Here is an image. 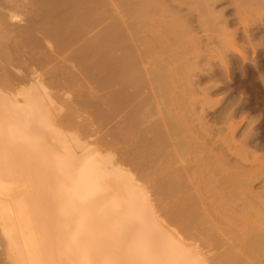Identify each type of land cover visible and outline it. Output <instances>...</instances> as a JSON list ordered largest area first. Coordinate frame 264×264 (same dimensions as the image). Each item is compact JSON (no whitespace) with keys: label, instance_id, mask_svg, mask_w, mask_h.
<instances>
[{"label":"bare ground","instance_id":"1","mask_svg":"<svg viewBox=\"0 0 264 264\" xmlns=\"http://www.w3.org/2000/svg\"><path fill=\"white\" fill-rule=\"evenodd\" d=\"M72 1L58 0L57 2L54 0L55 4H52L53 2L52 0H49L48 3H45V1H43V3H40L41 2L40 0H0V237L3 242L2 252H1L2 255L0 254V262H1L0 264H264V209L263 208L261 209V206L264 207V200H263L264 194L261 193L264 192V190L261 189L262 191H260V188L257 190L254 189L255 191L259 190V193L257 192L258 195H256L257 193L255 191H254L255 193L251 194L253 192L252 190L253 188L251 189L253 184L251 183H254L256 179H258L257 178L258 175H256L260 171L258 169L262 170L264 168V164H263L264 159L259 157L261 155L259 156L255 155L256 157L255 156L253 157L252 155L251 157H253V159L250 157V159H252L253 161L254 160L257 161L259 158L260 161L262 160L260 163L259 160L257 161L261 165V168H257V166H255L254 168L255 176H257L256 178L254 177V173L253 176H251L252 173L250 171H252V169L248 170L252 168L251 166L253 165L250 164L249 162L251 166H248V168L247 166H244L245 165L244 162L246 161H247V165H249L248 161H251L253 163V161L250 160L249 157L245 156L246 159L245 158L241 159L244 165L240 161L241 162L240 166L236 168V170L239 168L242 170L244 167L242 171L240 172L238 171V173L241 174V177L243 174H247L246 172L248 173L250 172L251 175L249 174V176L251 177H249L248 174L246 176L248 179L250 178L252 179V177H254L255 180L253 179L250 183L252 186H250L249 183L248 184L250 187H248V184L246 185V183L244 182L246 176H244L243 177L244 179L240 178L242 182L245 183V187H243L244 184L241 183V180L240 181L237 180L239 176L237 175L234 176L233 172H230L236 178L232 177V180H229L228 178L230 183L228 184V180H227V184H228L227 187H230V190L227 187L226 188L222 187L223 192L226 191L224 192L225 196L222 199L219 197L216 199L217 195L213 196L215 190L213 191V193H209L211 194V196H213L211 198L214 201L215 199L216 201L221 200L222 203L220 204L223 203L225 204L226 207L225 211H223L220 208L223 212L219 213V216L222 218V221L218 222L219 219L216 218V216L218 215L217 212L215 213L217 215L212 216L213 217L212 218L211 217L212 209H210L209 210L211 212V214L209 212L210 216L205 215L206 219H204V220H208V224L206 222L207 225H209V221H210V225L209 227H205L204 226L205 222L202 221L203 219L201 220L202 222L197 221L199 217L200 218L205 217L204 215L202 217L198 216L201 214L200 212L198 213V210L202 206L203 208L205 207L204 206L205 204L203 203L205 201H202V204L204 205H201L200 203L201 201L200 199L202 198L201 197L202 193L200 195V199H199L200 201L197 200L199 202L196 203V206L193 201L194 199L192 200L191 197L188 198L189 196L188 197L184 196L186 192H189L187 190L193 189L194 191V188L197 187L194 186L192 187L191 184L189 186L188 185L189 183H185L187 180L185 178L186 176H183L186 175L183 174L185 172L184 169L183 172L180 168H176L175 164H170V163L171 162L173 163V160L175 161L176 157L177 158L179 157V159L181 158V160L184 159L183 157L184 154L181 151H179L180 153L178 151L177 152L179 154L182 153L183 156H181L182 154L179 155L178 153H176L177 149L176 150L173 149L177 156L175 157V159L174 158L172 159V156L175 153L172 152L171 147L173 146L174 148L176 147L174 145L176 144L179 145L181 142H183V140L184 141L186 140L185 138H183L182 141L178 140L179 138H181L180 136H178L179 132L176 135L179 138L173 136V134L170 131V128H167L165 126L163 118H162L163 123L162 122L160 123L164 125L165 127L164 130L168 131V134L167 132H165L166 135L164 137L167 138V140H169L170 136L172 135V138L173 139L177 138V140H172V141L169 140V141L170 142L178 141L179 144L178 143L175 144V142L169 144V141L168 143H166L165 140L164 141L162 140L164 138L163 136H161V134H163L161 133L162 132L161 128H159L160 130L158 128H154L155 125L159 122V121L156 122L158 119L154 118V116H156V114L159 113L156 111H158L159 109L160 110L164 109L170 103L172 104V101L168 102L170 101V99L167 97V95L169 91L168 88H170V86L172 85L173 82L171 81L174 80V77L173 79L171 78L173 75L172 73L169 72V70L172 72L170 65H168L167 69L164 70V67L161 66V63L156 64L163 60V58L159 57V54H163L166 48L163 45L162 47L161 44L156 45L159 46L160 48L156 47L155 45H152L151 43L148 44L149 41L146 42V39H144V37L139 36V38H137L140 31L143 29V27H145V24L147 26V23H150L151 18H153L152 12H150L151 13L150 14L147 13L148 10L145 11L147 8L144 9L143 7L142 10L144 12L143 11L142 12L145 14V16H143L145 20L148 19L147 17L149 16V14L150 16L152 15V17L148 19L149 22H146L144 19H140V17L142 18V16L137 12L135 13L137 15H140L137 16L139 17L137 18L138 19L137 21L138 23L141 22L142 24L144 23L143 27H140L141 24L136 23L137 21L134 20L135 17L134 18L132 17L134 15L133 14L131 15V17H129L130 19L127 18L126 19H127V23L131 24L132 21L131 19L133 18L135 24L132 23L129 26V24L126 23L129 26V28H125V23L122 22H126V20L125 21H121V20L125 14L130 12L128 8L129 6L127 7L129 11L124 13V15L121 17V20L120 18H118V16L117 17L113 16L115 20L119 19L120 21L119 20L117 21H119V23H122V26H124L122 27L123 29L120 30L121 27H118V23L114 21L113 24L115 23L117 24L115 25L112 24L113 26L110 25L113 22L112 17H111L112 20L110 19L111 23H109L108 19L110 18V16H108L105 13L103 14L102 13L103 11L97 7L98 10L100 9L101 15L104 16L103 19L106 18L105 16H107L106 21L108 22V25L111 26V28L113 27L112 28L113 31L110 30L111 29L109 28L110 26L108 27L109 29L107 30L106 29L107 27L104 26H108V25L107 24L105 25V23L102 26L107 30V33H109V30L112 31L111 35L113 36V38L114 39L118 38L115 41L117 42L119 41L117 45L116 44L114 45L113 44L114 41L111 39L112 38L111 37L110 39L113 41V43L109 44L111 43V41H108V44L110 45V49H109V45L105 43L106 41L105 42L103 41L107 45V46L105 45L106 46L105 48L107 49L106 51H104L105 49L103 48L100 49L101 53L98 54L100 55L99 57H101L99 58L101 59L100 61H102V59L103 61H108V64H105L106 67L105 71L110 69L109 62L111 61L109 60H112V55L110 53L113 54L115 52L113 54V56H115L119 51V54H117L118 56L116 55V58L113 57L114 61L113 60L112 61L114 63H111L113 65L112 67L116 66L115 70L111 69L112 74H114L111 75L113 77V80L112 77H109L110 80L107 78L111 74L110 70H109L110 73L105 72L106 74H108V76H105L101 72L103 75H101L100 79H102L103 76V80L104 79L107 80V81L102 80L101 82H103V84L108 81H112L115 83V84L112 83L113 85L118 86V89L117 90L115 89L116 92H118V94L120 93L125 95L123 96V99L120 102H118L116 105L121 103L120 105L122 107L119 106V108H121V110L123 109L125 110L127 108V111L126 110L125 111L130 112V113L128 112L127 114L125 113L124 116L122 115L124 117L122 119L121 116L122 120L119 117L118 119H120V122L116 118L119 123L117 124V122L115 121V124L117 125L115 127L116 129L114 130V132L113 131L110 132V133L113 132V136L109 134L107 137L108 141L106 139V141L104 140L105 142L87 141L86 139H82L79 136L69 132L70 128L73 125L71 124L73 123L71 122V120L70 121L66 120L63 122H58L56 120L54 113L55 107L53 106V102L50 96L48 94H45L44 96L40 94V92L37 90L39 79L37 78L36 70L33 67V56L35 54V49L37 47V41L35 38L37 37L36 30L38 31L39 29L38 31L39 33L40 31H42V29L40 30V28H35V27L37 26L38 23L40 25L41 23L43 24L45 23L46 26H44L43 29H45V27L47 28L48 25H50L51 27L55 26V24L59 21H61V24H63V21H65L67 17L66 13L64 12H61L59 14L64 13V15L66 16V17L64 16L65 19L60 20L59 18L61 16L58 17L59 15L57 14L55 15V17L57 16L58 19L57 20L55 19L56 23L53 21L54 24H51L52 21L48 19L49 17H51L52 19L54 14L53 16L51 14V16L47 18L50 24H48L49 23L48 20L46 21L47 23L42 21H45L46 20L45 16L46 15L48 16L49 14V13L47 14L46 12L47 10L48 11L52 10L51 12L53 13L56 11L59 12V10L54 11L53 9H57L60 7L63 8L62 6L59 5L63 4L64 6V4H68V2L77 3L76 0H72ZM78 1L82 3L81 0ZM91 1L98 3L97 0H87L88 2L87 4L91 3ZM133 1L135 2L136 0ZM140 1H142L141 3L142 5L145 4L144 2H147L144 0H139L137 1L136 4H139L138 2ZM149 1L148 3H150ZM204 1L207 4L208 8L207 6L203 7L204 3H201L203 4L202 7L204 9L202 8L200 9L202 11L208 12L211 10L209 7L210 5L208 4H212L211 6H213L216 0H204ZM244 1H245V5L242 6L241 8L247 7L246 3L248 2L246 1L248 0H244ZM249 1H250V3H248L250 5V7L248 5L249 8L255 6V4L252 3H256V5H259L257 4L258 1L253 2L256 0H249ZM261 1L262 0H260V2ZM179 2L180 3L183 2L184 4L185 2L187 3V0L178 1V3ZM102 3L103 5H105V2L100 1L98 3V6L101 5L103 7ZM148 3H146L144 6H146ZM174 3H177V0ZM191 3L192 2L190 1V4ZM20 4L21 6L24 5L23 7L27 9V10L24 9L27 12H25L24 10L21 11L23 12V14L24 13L27 14L26 19L25 17H23L25 20L21 18V16H23L22 13H19L20 10H22L21 6H20L21 9L18 11V9L20 8L19 7ZM71 4H69L70 10L69 7L67 11L63 9L62 10L68 12V14L69 11L73 13L72 10L75 11V9H73V6L72 7L70 6ZM85 4L83 5L85 6ZM87 4L85 8L86 7L88 9L91 8L88 7ZM92 4L93 3H91V5L89 4V6H92ZM262 4L264 5L263 2ZM78 5L79 4L77 3L75 7L76 6L78 7ZM94 5L92 7H94ZM173 5L175 6L177 4H173ZM173 5L171 4V7ZM241 5L242 4H240V6ZM84 6L81 5L79 6L83 10L81 11L80 8L81 12L80 11L78 12L79 15L80 13L84 14V12L88 10L86 8L87 10L84 11L85 9L83 8ZM237 6L238 8H240L239 5ZM36 7L40 9V13L42 12V10L45 11V14L43 11V15L42 14H40L41 16L39 15L40 16L39 18L41 20L43 18L42 16H44V20H42L41 23L39 22L40 20L39 18L38 21L36 20L37 22H35L33 18V14L35 12L36 14L37 12L39 13V11H35ZM133 7L136 8L137 6L134 5L132 6V8ZM173 7L171 9L170 7L167 9L173 10V12L176 14L178 12L181 13L183 11V8H181L180 11L179 10L180 8H178V6H177L178 10L176 6H175L176 9H173ZM38 8L36 10H39ZM64 8H67V5L64 6ZM78 9L79 8L76 9V12L78 11ZM187 9L190 12H192L193 10L191 8H187ZM98 10L96 11L100 13V11ZM140 10L141 9H139V11ZM188 10L186 12L187 14H185L186 18L183 19L186 21V23L187 20L188 21L190 20L187 19V15L189 12ZM90 11L94 14L88 12L89 15L90 14L93 15L94 18L100 19V17H102L100 14L99 16L97 15L98 13L94 10V8H92V10L90 9ZM132 11L133 9L131 10V12ZM214 11L215 10H213V12ZM210 12L211 13L209 14L207 13L205 14L211 17L212 22L213 20L214 22L216 20L217 21L220 20L219 16L221 18L222 15L218 14L217 15L218 18L214 19L215 12L212 13V10ZM70 14L68 16H70ZM243 14L245 15L244 12ZM87 15H88L87 13L86 15L85 14L80 15V17L84 22L86 20V23L81 21V19L79 18L77 21L75 19L76 16L74 17V15L73 17L75 20H73V22L71 21V18L69 19V17L67 18V21H71L72 24L76 23L73 26L74 27L77 26L76 29L79 28L80 31L81 29L80 27L82 25L91 24V20L93 17L90 15L92 17L91 18L88 15L87 18L86 17ZM146 15L148 16L146 17ZM241 15L242 13L240 14L239 17H241ZM83 17H86V19L84 20ZM89 18H91L90 23L89 22L87 23ZM128 20L131 21L129 22ZM80 21L83 24L81 23L78 24ZM94 21L96 22L97 20L95 19ZM175 21L178 20L175 19ZM100 22L98 21L96 23H100ZM102 22L100 24H102ZM35 23H37L36 26ZM69 23L66 24L65 22L64 24H66V27L67 25H71L70 27L71 29H73L74 27L72 28V24ZM175 23L177 25L179 24V21L173 22L172 24V26L174 25L173 27L176 26ZM92 24L95 25L94 22H92ZM180 24L182 25L183 23ZM180 24L177 25V27L175 28L180 27L181 26ZM57 25L59 26L60 23L59 24L57 23ZM78 25L80 26L78 27ZM94 25L93 27H91L92 30L94 28ZM190 25L189 26L186 25V26L190 27ZM58 26L57 27L55 26V28L58 29L63 25L59 27ZM89 26L87 25L85 28L86 30L88 29V31L91 30V29L89 30ZM115 26H117L119 29ZM95 27H97V25ZM138 27H140L139 28L140 31H138ZM149 27L151 26H148L147 28ZM62 28H59L60 31ZM223 28L225 27L224 26L218 27V29L220 30H222ZM48 29L49 26L47 29H45L46 31L45 30L42 31L41 35L43 37H40L43 38L42 41L45 42V46L42 49V51H43V55L47 59L51 55V51H52V45L49 42L50 41L49 39L50 37H52V35H54V32H56L57 30L55 29L53 31L50 30L47 31ZM59 29L57 30L56 36L60 34ZM65 29L62 30L63 36L67 35L68 33L67 37L72 38L73 36L72 34H75L74 35L75 37L73 36V38L74 40L75 39L78 40V43L77 41L75 42L73 40L74 43L79 44V40L81 39L80 41H83V43L81 42L80 43L81 46L84 47V49L90 48V46L92 48L93 47L92 43L97 41L95 39L94 42H89L94 40L95 37L97 38L96 35L97 32H95L96 28L94 29V33L91 30L93 33L91 35H96V36L91 38V40L89 41H87L88 40L87 38H84V36L86 37L88 32L86 34L84 28H83L84 29L83 32L80 31L82 32L81 34H86L82 36L87 43L88 42L91 43L89 47L88 45L84 44V40L80 38L82 37L81 34H79L80 36L78 37L76 35V31L72 32L69 30L67 31H69L70 33L67 31L65 33ZM105 29L103 31H105ZM134 29H135V33H134ZM99 30L101 31L100 32L98 30L96 31H98V33L100 34L102 32L101 26L99 27ZM123 30L126 31L128 37L126 36ZM103 33H106V31ZM135 34L136 35L138 34L137 37ZM225 34L230 35L228 31ZM104 35L105 36L103 35L101 36L107 37V34ZM132 36L133 38L135 37L136 40L134 38L133 41ZM245 36H248L247 33L245 34ZM55 37L54 38L52 37L51 39H54L58 43V40H56L58 38ZM77 37L79 39H77ZM99 37H98V41H99ZM103 37H101L102 40H105V38ZM61 38L62 36L59 38V41H61ZM248 38L249 37H246V39ZM69 39L65 38V41L62 40V43L60 42V44H63V42L67 43ZM128 40L133 41L134 46L139 45L140 47L146 49L145 50L146 52L151 50L154 51L155 48H159L158 50L155 49L156 55L158 57L156 55L154 56L155 58L157 57L156 59L159 60H154V57L152 58L150 56L151 53L155 54V52L153 51L151 53L148 52L149 57L147 58L148 56L147 53L144 52V49L139 48V46L138 47L136 46L137 49L139 48L138 53L137 50L136 52H133L134 49L130 47L132 44L129 43ZM70 41L68 43H70ZM135 41H137L138 44L135 43ZM225 41L230 42L228 39ZM99 42H98L99 45L97 44V42H95L96 47L103 46L102 44L104 43H102L101 41ZM126 43L127 46H125ZM146 43L148 45H151L152 47H149ZM60 44H58V47L60 46ZM70 44H67V46H69ZM83 44L86 45V47ZM128 44L130 46H128ZM79 45H77V47H79ZM64 46L65 44L59 47L62 53L66 51V50H62L63 49L62 47ZM81 46L79 50L78 48L77 50H75L76 54H74V57L76 56L80 57L81 53H82L81 58L83 57V52L80 51L84 49H82ZM111 46L115 48L114 52H112L113 50H111L112 49ZM147 47L154 49H148ZM23 48H25L24 54L27 55L26 66L22 69L15 68L14 71L10 70L9 66H11L13 59L19 54V51ZM96 50H99V48L94 49L93 51L94 53L92 54L95 55V53H97ZM109 50H111L110 53L108 52ZM159 50L163 52L160 53ZM21 52L23 51L21 50ZM102 52L104 56L105 54L107 55V59L111 55L110 57L111 59L109 60H107L106 58L104 59V56L103 55L101 56ZM106 52L110 54L109 57ZM73 53L75 52L73 51ZM73 53L71 54L73 55ZM78 53L79 55H77ZM87 53L85 54L84 52L85 54L84 57L88 55ZM135 53L138 55V57H135L134 55ZM97 55H95V57H98ZM89 56L92 57L90 54L87 57L89 58ZM87 57L84 58L86 59V61H87ZM95 57L94 60H96ZM68 58H72V56L69 57L68 55ZM68 58L65 59V62L68 61ZM149 58L151 59L148 60ZM73 59H70L71 61L69 60L70 64L71 62L72 64L73 62H76V59H74V61ZM97 60L95 61V63L97 62L98 64L99 61ZM167 60H169L167 62L170 64L171 59L168 58ZM163 61L162 63L164 64ZM77 62L79 63L78 60ZM153 62L154 64H156L155 66ZM78 63L77 64L74 63L73 65L71 64V66L78 65ZM91 63L94 64V61L92 60ZM97 64L94 65L96 66ZM150 64L151 65L153 64L152 68L155 67L154 69H157L160 66H161L160 68H163V70H161L160 68L157 69L159 71L155 70L157 73L160 72L159 73L160 75H157L156 72L154 73L153 71L154 69H152L151 66H149ZM99 65L104 66V62L102 64L100 63ZM100 66L97 65V68H101ZM91 68L92 67H90L89 70L93 69ZM95 69L96 67L93 70ZM150 69H152V71H150ZM96 71L99 73L97 69ZM162 71H164L167 75L163 77L164 79H166V81L168 76L172 75L169 77L171 80L170 81L171 83L170 82L169 83L171 85L168 83L169 80L167 81V84L169 85L167 84L165 85V83H162L165 81L164 79L162 81L158 80V79H162L159 78V76H164L163 75L164 73ZM148 72H150L151 75L153 72L155 77H157L156 79L154 75L152 76L154 79H156L155 83L158 82H160L159 84L162 83L160 85V89L158 88L160 91H163L165 88L168 89V90L166 89L167 95L166 94H165L166 96L163 95L165 100L163 99V97L161 98L162 95L160 93L162 92H159V90H157L158 95H155L156 91L155 92L153 91L155 90V87L154 88L150 87L153 84V82L151 83L149 81L151 80V78L148 80L149 78ZM168 72L169 74H167ZM85 73L86 72L82 74ZM173 73L176 74L175 72ZM104 76L106 78H104ZM76 77H74V79ZM77 79L78 77L75 80L77 81ZM148 81L150 83H148ZM107 84L109 85L110 83ZM112 84L110 85L112 86ZM148 84H150L149 88H151V90L150 89L149 90L152 92V96H153V97L151 96L152 100H150L151 101L150 107L153 106L152 109H154L155 104L152 101L154 98L156 99V97L159 96V94H160L159 96L160 98L158 97L159 100L163 99V101H160L161 102L160 105L158 98L156 99V102L158 101V103L156 104V109H155L156 111L152 110L150 107L148 111L146 110L147 107L146 105H149L150 103L149 98L151 95V93L147 91ZM103 86L106 87V85ZM161 86H163L164 88L163 90L161 89ZM127 90H129L130 92L132 91V94H128L130 92L127 93L126 92ZM162 94H164V92ZM134 95L140 98H137V100L132 99ZM136 96H134L133 98H135ZM165 97L167 98L168 101H166ZM132 100L134 101L136 100L137 103L136 102L133 103ZM124 101L125 103L132 102L131 103L132 105L130 104L132 107L135 106V104L136 106L132 108L129 105V103L128 104L126 103L128 106H130L129 108L126 106V104L124 105L122 103ZM164 101L167 104L164 103ZM163 104L166 106L165 107L162 106ZM171 104L169 105V107L171 106ZM161 106L163 108H161ZM117 109H115V111ZM150 109L152 110V113ZM144 110H146L148 113L150 111L151 115L154 114L155 112L156 114L153 115V117L151 116L152 117L151 118L148 116L147 112H144ZM134 112L136 114H134ZM119 113L120 110H118V112L116 111L115 115L118 117L119 115H121ZM157 117L160 118L159 115H157ZM149 118L152 119V120L150 119L151 123L148 120ZM145 119H147V123H145ZM153 122H156V124L152 125ZM169 122L170 123L172 122L171 126L173 124L177 126V127H175L174 125H173L174 127L172 126L173 130L172 129L171 130L173 131L174 134L177 133L175 130L178 129L180 131L181 125L179 122H178L179 124L177 123L178 124L177 125L176 121H174L171 118ZM169 122L168 121L166 122L167 125H169ZM160 123H158V125H160ZM143 124L151 125L149 126V128L151 127V129L148 128L149 130L146 131L145 129L148 127V125L145 128L143 127L144 126ZM179 125L180 127L178 128ZM153 128L155 131L153 130ZM143 131L145 133L148 132L146 134L149 135L152 134L154 136L152 137L154 138L153 141L156 139L155 140L156 142L154 141L156 145L154 143L152 146L151 145L152 142L150 143L147 140H143V139H147L146 137H143ZM169 131L171 134L169 133ZM109 136H111L112 140L109 139L110 138ZM166 136H168L169 138ZM231 137L232 136L229 137L230 139L225 140L226 145L228 143L227 141L229 140L231 144L228 143V145L234 144L232 143ZM140 140L142 142L147 141L150 144V146L149 144H148L149 147L145 146L147 142L142 143L143 147L139 146L141 145ZM158 140L159 141L162 140L161 142H165L164 144H166L165 147H163L162 144L163 149H160L159 151L158 149L161 145V142H158ZM167 145L168 147L170 145L172 146L168 148ZM182 145H179L181 146L180 149L178 148L179 150H182L183 148ZM184 148L182 150L183 152L185 151ZM112 151H115L120 156H118L117 159L114 158V154L112 153ZM146 155H149L150 158L149 157L148 158L150 159V161L148 158L147 159L144 158L147 157ZM152 156H154L155 158V160L154 158H152L154 161L157 160V162L154 163L155 164L154 166H152L154 161L152 160L151 162ZM142 157L146 160H144ZM257 157L259 158L257 159ZM141 158L143 159V162L142 160L140 161ZM134 159L140 161L141 163H144L146 161L147 164L145 162L144 164L140 165L141 163L137 161L133 162L135 161ZM170 160L172 161L170 162ZM148 161L150 166L148 164ZM255 162L254 165L255 164L257 165L258 163ZM156 163H159V165ZM175 163L177 162L175 161ZM173 165H175V169L173 168L174 167ZM146 166L150 167L151 169L147 168ZM176 169H179V171H177ZM187 178L191 181L190 175H188ZM151 180L152 182H150ZM238 181L239 184L240 183L243 184L242 185L243 188H241L242 191L238 187L241 185V184L238 185ZM248 181L250 182V180ZM235 182L238 185L236 186V188L237 189L239 188L241 192H239V190H237L235 186L232 187L233 191L234 188L236 189L235 192L231 191V186ZM185 184L187 185L185 186ZM196 184L198 185L199 192H201L200 185L202 184L198 182H196ZM182 186L188 187L186 188L187 190L183 189ZM216 188L219 189L220 187L215 186V189ZM244 188H246L249 193H247ZM208 189L207 191H209ZM227 190L229 191L227 192ZM243 190H245L246 195L247 194L248 195L243 197L242 199L241 197L245 195V192L244 194L242 193ZM205 191H203L202 196H204V198L207 200L209 197L205 195L206 193L204 194ZM211 191L212 189L210 190V192ZM220 192L221 189L219 190L218 193L220 194ZM236 193L237 194L242 193V194L238 195L237 197ZM259 195L260 196L263 195L261 196L263 197L262 198L263 201L259 200L261 198ZM192 196H194L193 192H192ZM205 199L202 198V200ZM212 199L210 200L212 201ZM199 203L201 206L200 208L199 206H197V204L199 205ZM213 205L215 206V204ZM213 205H211L212 208ZM258 205H260L259 208ZM196 208H198V210H196ZM203 208L202 210L200 209L199 211L201 212L204 211ZM214 210H216V208H213V213ZM197 216L198 219L196 218ZM207 217L208 218L211 217V219H207ZM195 220L197 222H195ZM215 241L217 242L216 245L217 247L221 246L222 244L220 248H222L223 250L220 249V251H217V248L214 245V243H216ZM210 243L212 244V247L213 245L215 246L216 249L213 247L215 250L211 249ZM223 246H225V248Z\"/></svg>","mask_w":264,"mask_h":264},{"label":"rangeland","instance_id":"2","mask_svg":"<svg viewBox=\"0 0 264 264\" xmlns=\"http://www.w3.org/2000/svg\"><path fill=\"white\" fill-rule=\"evenodd\" d=\"M40 1H41L40 3H43V1H45V3H48L49 0H40ZM52 1H53L52 4H55L54 0H52ZM55 1L58 2V0H55ZM63 1H69V0H63ZM70 1H72V0H70ZM76 1L79 4L78 7L77 6L75 7V5H77V3H72L73 2L72 1L71 2L72 4L69 2H68V4H64V6L67 5V8H64V6L62 4V5H59V6L63 7V8L60 7L61 10H60V8L53 9L54 11L59 10V12L56 11L53 13V12H51L52 10L51 11L49 10L51 12L50 13L47 10L46 12H47V14L48 13L49 14H48V16L47 15L45 16L46 17L45 21H42V20H44V16H42L43 17L42 20L39 18L41 16L40 14L43 15L44 10H42V12L40 13V9L38 7H36V9L38 8L39 10L35 9V11H39V13L37 12V14H36V12L35 13L33 12L36 15L35 16L33 14V18H34L35 22H37L39 19H40L39 20L40 23H41V21L46 22L48 19H50L52 21L51 24H54L53 21L55 22V19L57 20L58 17H60V16L62 17V18L61 17L59 18L60 20L65 19L66 16L64 15V13H66V15H67L66 20L63 21V24H61V21H59V20H58L59 22H57L58 24L60 23L59 26H61V25H63V26L59 27L57 25V23L55 22L56 27L57 26L59 28L64 27L61 29V31L58 28L60 31L59 35L56 36L58 29L55 28V26H52L53 27L52 28L50 25H48L49 29L47 31H49V30L53 31V30L57 29L56 32H54V35H52V37L54 38L56 36L55 38H58V39H56V40H58V43L54 39H51L52 37H50V39H49L50 40L49 42L52 45V51H51V55L48 57V59L43 55L42 49L45 46V42L42 41L43 38H40V37H43L41 35L42 31L47 29L48 26H47V28L45 27V29H43L44 26H46L45 23L44 24L41 23V25L43 24L42 26L39 23H38L39 25L37 23H35V26L37 24V26L35 28H40V30L42 29V31L39 32L40 34L38 33L39 29H38V31L36 30V32H37L36 36L37 37H35V38L37 41V47L35 49V54L33 56V67L35 68L37 78L39 79V83L37 85V90L40 92V94H42L44 96H45V94H48L50 96V98L53 102V106L55 107L54 113H55L56 120L58 122L71 120V122H73L71 124H73V125L70 128L69 132L79 136L82 139H86L87 141H91V142H93V141L94 142L95 141L101 142L102 141L103 142L104 140L106 141V139L108 141L107 137L109 134H111V136H113V132L116 129L115 127L117 126L115 124V121L118 124L120 122L121 116L122 115L124 116L125 113L127 114L129 111L126 112L127 108L125 109L126 111L123 108H122L123 110H121V108H119V106H121L120 105L121 103L116 105L118 102H120L123 99V96L125 95V94H120V93L118 94V92H116V90L118 89V86L113 85L115 83L112 81L106 82L107 81L106 79H104V80H106L105 81L106 83L103 84V82H101L103 80V76H102V79H100L101 75H103V74L105 76H108V74H106V73L107 72L110 73V71H111V74L107 78L110 80L109 77H112L111 75H114V74H112V70H115L116 66L112 67L113 65L111 63H114L113 59L116 58L117 54H119V51H118V53L115 56H113V54L115 53L114 52L115 48L112 46H111V48H112L111 50H113L112 52H114V53L113 54L110 53L111 50H109L108 52L112 55L113 61L109 60V59H111L110 58L111 55L108 52H106L108 54V57L110 55V57L108 59H107V55L105 54V56H104V54H103V52L106 51V49H107L105 47L107 46L106 44H108V41H111V43H109V44H112L114 41V43H113L114 45L115 44L117 45L119 42V41L118 42L115 41L118 38L114 39L113 36L111 35V33L113 31L112 30L113 27L111 28L110 25H112L115 21L118 23V27H121L120 30H122L123 29L122 27H124V26H122V23H125V28H129V26L135 22V21H133L134 17H135L134 20H136V21L138 20L137 18H139L137 16H140V15L142 16V18L140 17V19H144L143 16H145V14L143 13L144 11L142 9H143V7H144V9L147 8L145 11L148 10L147 13L152 12V15H153V18H151L152 15L150 16L151 13L149 14L150 17L148 15H146V17L148 16L147 17L148 19L151 18V20H150L151 24L147 23V26L145 24V27H143L144 23L142 24L141 21H140L141 23H138V21H137L136 23L141 24L140 27H143V29L141 28L142 30L140 31V29H139L140 27H138V31H140V33H139V35L137 34L138 37L136 34L135 35L137 38H139V36L144 37V39H146V42L149 41L148 44L151 43L152 45H155V46L158 44L159 45L161 44V46L163 45L166 48V50L164 51L165 53L163 51L159 50L160 53L163 52V54H159V57L163 58V60L164 59L166 60V62H165V60L164 61L162 60L166 66L162 63V61H160V62L157 61L158 63H156V61H155V63L156 64L161 63V66L164 67V70H166L168 65H170L172 72L170 70H169V72L172 73V75H173V76L172 75H170V76H172L171 77L172 79L174 77V80L171 81L169 78L170 76H168V78H169V79L167 78V81L169 80L168 83L170 81L173 83H172V85L170 84L171 82L169 83L171 86H170V88H168L169 91H168V95H167L166 94L167 90H168L167 88L164 89L163 86H161V89L162 90L164 89V90L163 91L159 90L160 85L162 83H165V85L167 84L166 79L163 78V77H165L166 73L164 71H162L164 73L163 74L164 76H159V78H162V79H158V80L162 81L164 79L165 81L162 82L161 84H159L160 82H158V81H157L158 83H155L157 77H155L153 72H152V75L150 74V72H148V77H149L148 80L151 78V80H149V81L151 83L153 82V84H154V85L152 84L150 87L151 88L155 87V90H153L154 92L156 91L155 95H158L157 90H159V92H162V93L164 92V94L160 93L162 95L161 98L163 97V99H164L163 95L166 94L167 97L170 99V101H168L167 98L165 97L166 101H168V102L172 101V104L170 103L171 104L170 107H169L170 104H168L167 107H165L166 105L163 104L162 106H164L165 108L161 109L162 111L160 109L158 111H156L155 109H156V104L158 103V101L159 102L163 101V99L159 100V98H160L159 97L160 94H159V96L156 97V99L159 97L158 101L156 102L155 98H154L155 100L153 99V101H152L155 104L154 109H152L153 106L150 107L151 106L150 100H152L151 99L152 92L150 91L151 88H149L150 84H148V86H147L148 90L147 89L146 90L149 93H151V95L149 94L150 95V98H149L150 103H149V105H146L147 106L146 110L148 111V109L150 107L152 110H155L156 112H159V113L156 114V112H155L154 114L151 115L150 114V111L152 113L151 109H150L149 113L146 110H144V112H147L149 117H151V116L153 117V115L156 114V116H154V118L158 119L156 122L159 121L158 123H160V122L163 123V121H164L165 126L167 128H170V131L173 134V136H175V137L180 136L182 138L181 139L178 137L179 138L178 140L182 141L183 138H185L186 141H184V140H183V142L180 141L182 144L184 143L183 145H185V146H183L181 143L179 144L178 141H176V142L174 141L175 144L178 143L179 145H182L183 148L185 147L184 148L185 153L182 151L183 148H182V150H179L181 148V146L176 144V145H174L176 147L173 148V146L170 145V146H172L171 147L172 152L175 153V151L173 149H175V150L177 149L176 153L181 151L184 154V156H183L182 153H181L182 155L179 154L180 152L178 153L179 155L184 157V159L181 160V158L179 159V157L178 158L176 157L177 155L175 153L174 154L175 156L173 155L172 159L173 158L175 159V157H176L175 161L178 164L175 163L174 160H173V163L171 162L172 160H170V162H171L170 164H175L176 168H180L182 171L184 169V171L186 173L184 171H183L184 173L183 172L182 173L186 174V175H183V174L182 175L186 176L185 178L187 181L185 180L186 181L185 183H189L188 184L189 186L191 184L192 187L193 186L197 187V188H194V191H193V189L187 190L186 188H188V187H183L184 186V184H183V186H182L183 189H186L187 191L190 192V193L186 192V190H185L186 193L184 194V196L185 197L189 196L188 198L191 197L192 200L194 199L193 201H194L195 206H196V203L199 202L200 200H201L200 201L201 205L205 204L204 208H203V206L202 207L200 206V203H199V205L197 204V206H199V208L201 207L200 208L201 210L203 208V210L205 211V212L202 211L203 212L202 213L201 211H199L200 209L198 210V208H196V210H198V213L199 212L201 213L198 216H201V217L203 215L204 216L205 215L210 216L211 212L209 210L212 209L211 210L212 211L211 217L214 215L216 216L217 214H215V213L217 212L218 215L216 216V218L219 219V221L218 220L217 221L218 222L222 221V218L219 216V213H222L223 211H225L226 207H225L224 203H223L224 206H223V204H220V203H222L221 200H220L221 202L216 201V199L218 197L222 199L225 196L224 192H226V191L223 192L222 187L226 188L227 185L230 183L229 180H232V177L236 178V177H234L235 175L239 176V178H237V180H239V181L241 180L240 178H243L247 174L249 176L250 172L252 173V175L251 174L250 175L253 176V173L255 172L254 171L255 166H257V168H261V165L259 163L262 160L260 161L259 159L260 158L264 159V5L262 4V2L264 3V0H262L261 2H260V0L253 1V2L258 1L257 4H259V5H256V3H252V4H255V6H253L251 4L253 6V7H251L252 9L249 8L250 7V5L248 4V3H250L249 0L246 1V2H248V3H246L247 7H248V5H249V7L248 8L243 7L246 9L241 8L242 6L245 5L244 0H221V1L216 0L215 4L213 3L214 4L213 6H211L212 4H208V5H210L209 7L212 10V13L215 12L214 19L218 18L217 17L218 14L222 15L221 18L219 16L220 20H218V21L216 20L215 22H214V20L212 22L211 17L209 15H207V14L211 13L210 12L211 10L206 12V11H202L200 9V8L204 9L203 7L207 6V4L205 3L204 0H200L201 2L199 0H187V3L186 2L184 3L185 5L183 4V2H181V3L179 2L180 5L178 3V1H183V0H177V3H174V2H176V0H174V1L173 0H151V1L144 0V1H147V2L143 1L145 4L148 3V1L150 2V3H148L149 5L147 4L146 6H144L145 4H143V5L141 4L142 1L138 2L139 4H136L137 1H139V0H136L135 2L133 0H131V2H130V0H100L101 2H105V5H103V3H102L103 7L101 5H100L101 7L98 6V3L100 1L97 0L98 3L91 1V3H93L92 6L95 3L96 8H95V5H94V7L89 6V4L91 5V3L87 4L88 3L87 0H85V1L81 0V2L83 4L86 3L88 7H91L89 9L86 7L88 10L85 8L86 4L84 6L82 3H80V1H78V0H76ZM190 1L192 2L191 4H190ZM37 2H39V1H37ZM170 3L172 5L177 4V5H175L176 8L178 6V8H180L179 9L180 11H181V8H183V11L181 13L178 12L177 14L174 13L173 10H170L174 5L171 7ZM201 3H204V5ZM49 4H51V3H49ZM69 4H71L70 6L71 7L73 6V9H75V11L71 9L73 11V13H75V14H73L71 11H69V14L71 12L70 16H68L69 15L68 12H65L68 10ZM181 4H183V5H181ZM240 4H242V5L240 6ZM80 5L84 6L83 7V8H85L84 11L87 10L86 12H84L85 15H86V13L89 15V13L91 12L90 9L92 10V8H94L95 11L98 10L97 9V7H98L103 11L102 12L103 14L105 13L108 16H110V18L108 19L109 23H111V20L113 19L112 20L113 22L110 25H108V22L106 21L107 16H105L106 18L103 19L104 16L101 15L100 9L98 10V11H100V13H98L97 11L96 12L98 13L97 14L98 16H99V14L102 16V17H100V19H102V20H100L99 18L98 19L94 18L93 15H91L94 13L91 12L90 15L94 18V20L95 19L97 20L96 22H98V21L102 22L103 21L102 24H100L101 22L96 23L93 20V18L89 15L92 18V20H91V18H89L87 23L88 22L90 23V20H91V24H92V22H94L95 25L92 24V26H91V24H86V25H82L80 27L81 28L80 31L83 32V30L86 28L87 25L88 26L90 25L89 30L90 29L92 30L91 27H93V25H94V28L92 31L94 33V29L96 28L95 32H97V34H96L97 38L95 37L94 40H92V41H89V40H91V38H93L96 35H91V34H93L91 30L88 31V29L87 30L85 29L86 34L88 32L87 35H89V36H87L86 34H81L82 32L79 31V28L76 29L77 26H75V27L73 26L76 23L75 24L71 23V21L73 22V20H75V19L78 21V18L81 19V21H83L82 18L80 17V15H84V14L80 13V15H79V13H78L80 11V8H81V7H79ZM134 5L137 6L136 8H138V9H136L134 7L132 8V6H134ZM202 5H203V7H202ZM237 5H239L240 8H238ZM20 6H21V4L19 5V7ZM23 6L24 5L21 6L22 10H20L21 7L20 8L18 7L19 8L18 11L20 10L19 13H22V15H23V16H21V18L24 19L23 17H25V19H26L27 14L24 13L26 15L25 16L23 14V12H21L25 9V7H23ZM175 6L173 7V9H176ZM127 7L129 8L130 12H128L127 14L124 15V13L129 11ZM169 7H170V9H167ZM254 7H256V8H254ZM77 8H79V9L76 12ZM130 8L133 9L132 12H134V13L131 12L132 9H130ZM178 8H177V10H178ZM187 8L193 9L192 12H190ZM207 8H208V6H207ZM207 8H206V10H207ZM62 9L65 11H63ZM139 9H141V10L139 11ZM241 9H243V10H241ZM25 10H27V9H25ZM69 10H70V7H69ZM187 10L189 11L188 15H187V19H190V20L189 21L187 20V23H186V21L183 19L186 18L185 14H187L186 13ZM213 10H215V11L213 12ZM81 11H83L82 8H81ZM25 12H27V11H25ZM61 12H64V13H62L63 16H62V14H59ZM136 12L139 13L140 15L135 14ZM243 12L245 13V15L243 14ZM189 13H191V14H189ZM205 13H207V14H205ZM241 13H242V15H241V17H239ZM44 14H45V11H44ZM51 14H52V16L54 14V16H53L54 20H53V18L51 19V17H49V16H51ZM57 14L59 16L55 17V15H57ZM72 14L74 15V17L76 16L75 19H74ZM88 15L86 16L87 18H88ZM127 15H129V16H127ZM131 15H133L132 16L133 18L131 19L132 21L130 20L131 24H129V23H127V19H130L129 17H131ZM210 15H212V14H210ZM113 16L114 17L118 16V18H120V20H121V17L123 16L121 21L126 20V22L119 23L120 20L117 18L116 19L119 21L115 20V18H113ZM68 17H69V19L71 18V21H67ZM86 17H83L84 20L86 19ZM111 17H112V19H111ZM212 18H213V16H212ZM148 19L147 20L144 19V20L146 22H149ZM175 19L179 21V24L183 23L182 24L183 26L180 24L181 25L180 27L175 28V27H177V25H179V24L176 25V23H175L176 26L173 27L174 26V25L172 26L173 22H178V21H175ZM81 21L78 24H80ZM184 21L186 24L184 23ZM23 22H25V21H23ZM23 22H21V23H23ZM48 22H49V20H48ZM65 22H66V24L70 22L72 24V28L73 27L74 28L71 29V27H70L71 25H67V27H66V24H64ZM84 23H86V20ZM104 23H105V25L106 24L108 25V26H104V27H107L106 28L107 30L109 28H111L110 30H112V31L109 30V33H107V30L102 26ZM117 23H115V24H117ZM126 23L129 24V26ZM23 24H25V23H23ZM48 24H50V22ZM81 24H83V23H81ZM115 24H113V25H115ZM96 25H97V27H95ZM126 25H127V27H126ZM186 25H188V26L190 25V27H188ZM79 26L80 25H78V27ZM100 26L102 28V32L100 33L101 35L105 36L104 34H107V37L111 35L110 37H108L109 40L107 37H103L98 33V31L99 32L101 31V30H99ZM148 26H151V27H149L150 29L147 28ZM223 26L226 29L225 28H223L222 30L218 29V27H223ZM50 27L52 28V30ZM115 27H117V26H115ZM103 28L105 29L106 33H103V32H105V31H103L104 30ZM144 28H146V29H144ZM64 29H65V33L67 30L72 31V32L76 31V35L78 37L80 36L79 34H81V36L86 35V37L84 36V38H87L88 39L87 41H89V42H94L96 39L97 41H95V42H97L98 45L100 43L99 41H101L102 43H104L106 41L105 42L106 44L105 43L102 44L104 47L103 46L99 47L98 45H97L98 47H96V43L94 42V43H92L94 48L93 47L91 48V46H90V48H86L89 50H86V49H84L83 46H81V43H83V41H80L81 39L79 40L80 45L77 44L78 40H76V39L74 40L73 36L75 34H72L73 36H72V38L69 37L70 39L67 37L68 33H67V35L63 36L62 30H64ZM96 30H98V31H96ZM226 30L228 31V33H230V35L225 34L227 32ZM69 31H67V32H69ZM124 32L126 34V31H124ZM134 33H135V29H134ZM246 33L248 36H245ZM60 35L63 38V39L61 38V41H59V38L61 37ZM98 35L105 38V40H102V38L99 37ZM69 36H71V35H69ZM83 36L80 38L83 39ZM126 36H127V34H126ZM64 37L66 39H69V40L67 41V43L63 42V44H65V46L62 47L63 48L62 50H66V51H64L62 53L61 50L59 49V47H61V45L63 46V44H60V42L62 43V40L65 41ZM78 37H77V39H79ZM98 37H99V41H98ZM246 37H249L251 39V41L249 38L246 39ZM100 38H101V40H100ZM106 38H107V40H106ZM134 38L132 36V40ZM227 39L230 42L225 41ZM73 40L75 42L77 41V43H74ZM83 40H84V44L88 45V47H89V45H91V43H89V42L87 43L85 41V39H83ZM135 40H136V38H135ZM69 41H70V43H73V44L68 43ZM128 41H129V43L132 44L131 46L128 44V46H130L134 49V50L132 49L133 52H136V50H137V53H138L139 48L144 49V48L140 47L139 45L134 46L133 45L134 40L133 41L128 40ZM127 43L125 46H127ZM135 43H137V41H135ZM58 44H60L59 47H58ZM67 44H70V45L67 46ZM77 45H79V47H77ZM86 45H84V46L86 47ZM80 46L82 47V49H84V50L80 51V52H83V57H82L83 59L86 58L89 54L93 57L94 54H92V53H94L93 52L94 49L99 48V50H96L97 53H95V55H97L98 53H101L100 49H102V48L105 49L102 52L101 56L103 55L104 59L106 58L107 60L111 61V62H109L110 66L108 65L110 68L109 69L110 71L109 70L105 71V68H106L105 64H108V61H103V59H102V61H100L101 59H99V58H101V57H99L100 56L99 54L97 55L98 57H95V55H94L96 60L99 59V60H97V61H99L98 64H97V62L95 63L96 60H94V57L92 58L89 56V58L87 57V61H86V59L83 60L81 58L82 53L80 54L81 55L80 57L78 56L79 59L77 56L74 57V54H76L75 50H77V48L79 50ZM136 46L137 47L139 46V48L137 49ZM148 46L152 47L151 45H148ZM149 47H147V48L148 49H154L155 48L154 46H153L154 48H149ZM156 47H159V46H156ZM159 48H155V49L158 50ZM90 49H92V50H90ZM109 49H110V45H109ZM155 49H154V51L151 50L148 52L149 53H151L152 51L155 52ZM21 50L23 52H21ZM21 50L19 51V54L13 59L11 66H9L10 70L14 71L15 68L16 69H22L26 66L27 55L24 54L25 48H23ZM145 50L146 49H144V52H146ZM73 51L75 53H73ZM89 51L90 52L92 51V52L90 53ZM98 51H100V52H98ZM77 52H79V51H77ZM84 52H85V54L88 52L87 53L88 55H86V57H84V55H85ZM116 52H117V50H116ZM148 52H146L147 55H148ZM71 53H73V55ZM152 54H154V53H151L150 56L153 58L156 55V52L154 55H152ZM68 55H69V57L72 56V58H68ZM77 55H79V53ZM134 55H135V57H138V55L136 53ZM73 57H74V59H76V62H77V60L79 61V63L77 62L78 65L71 66L72 62H71V64L69 63L71 61L70 59H73ZM148 57H149V55L147 56V58ZM66 58H68L67 62H65ZM80 58H81V60H80ZM90 58L94 61V64H97L98 66H100L99 65L100 63L102 64L104 62V66L101 65L100 66L101 68H97V65L95 66L93 63H91L92 60ZM156 58L154 57V60H159ZM168 58L171 59L170 64L167 62V61H169V60H167ZM74 59H73V61H74ZM150 59L151 58H149L148 60H150ZM151 61H153V60H151ZM76 62H73V64L74 63L77 64ZM166 63H168V64H166ZM153 64H154V62H153ZM153 64L152 65L150 64L149 66H151V68H152ZM156 64H154V66ZM93 65L96 67V69L99 71V73L96 71V69L93 70L95 68ZM48 66H49V68H48ZM102 66H103V68H102ZM90 67H92L93 69L91 68L92 70H89ZM154 68L155 67H153L152 69H154ZM159 68H157V69H159ZM101 69L104 71H102ZM152 69H150V71H152ZM157 69L153 70L154 73L156 72L155 70H157ZM160 69L163 70V68H160ZM157 71H159V70H157ZM84 72H86V73L82 74ZM162 72H161V74H162ZM169 72L167 74H169ZM173 72H175L176 74H174ZM159 73L156 72L157 75H160ZM153 75L156 79H154L152 77ZM76 76L79 79V80L77 79L78 83L75 80L77 78ZM105 76H104V78H106ZM74 77H76V78L74 79ZM112 80H113V77H112ZM149 81H148V83H150ZM101 83L103 85H106V87L103 86ZM107 83H110V84L113 83V84L111 86L110 84L108 85ZM156 84L159 86H157ZM169 84H167V85H169ZM166 87H168V86H166ZM165 90H166V92H165ZM126 92L128 93L130 91L127 90ZM154 92H153V94H154ZM128 94H132V91ZM134 96H136V95H134ZM133 97H132V99H136V100H137V98H140L137 96L135 98H133ZM136 100L135 101L132 100L133 103H135V102L137 103ZM130 101H131V99H130ZM122 103L124 105L126 103L127 104L129 103V105H130L132 102L131 103L130 102L125 103V101H124ZM164 103H166V102L164 101ZM127 104H126V106L129 108L132 105L131 104L130 106H128ZM160 104H161V102L159 103V105ZM117 106H118V109H117ZM135 106H136V104H135ZM135 106H133V107L131 106V107L134 108ZM162 106H161V108H163ZM129 108H128V110H129ZM115 109H117L116 110L117 112H118V110H120L119 114H121V115L117 114V115H119L118 117L115 115V112H116ZM137 113H139V112H137ZM134 114H136V113L134 112ZM157 115H159L160 118H158ZM123 116H122V119L124 118ZM119 117H120V119H118ZM116 118L119 120V122ZM151 118H149L148 120L150 121ZM170 118L173 119L174 121H176V124L179 122L181 125V127H180V125L178 126V128L180 127V131L178 129L175 130V128H174V130L177 132L176 134L173 133L172 128L174 126L175 127H177V126L175 124H173L174 126L172 125L173 127L171 126L172 122L171 123L169 122ZM167 121L169 122V125H167V123H166ZM156 122H153L152 125H155ZM145 123H147V119H145ZM150 123H151V121H150ZM158 123L156 124L157 127L155 125L154 128H158V129L161 128L162 132L161 131L160 132L163 133V134H161V136H163V138H164V139H162L163 141L165 140V142L168 143L169 140H171V141L177 140V138L173 139L172 135L170 136V138L168 137L169 135L166 136L169 138V140H167V138H165L164 136L166 135L165 132H167V134H168V131L164 130L165 127L162 123H160V125H158ZM147 125H144L143 127L146 128ZM149 126H151V125H148V127L145 129L146 131L151 129V127L149 128ZM169 126H171V127H169ZM154 128H153V130H154ZM167 130H169V129H167ZM111 131H113V132L110 133ZM144 131H143V137H146L147 139H143V140H147L150 143L152 142L151 145L153 146V144L156 142L155 141L156 139L154 140L155 141L154 142L153 141L154 136L152 134L151 135L146 134L148 132L145 133ZM170 131H169V133H170ZM178 132L180 135L178 134ZM177 134H178V136H176ZM111 136H109L110 137L109 139L112 140ZM148 136H150L152 138V141H151V138ZM230 136H232L231 140H232V143H234V144L230 145L231 143L229 142L230 141L229 140L227 142L230 144L228 145V143H227V145H226L225 140L230 139L229 138ZM233 140H234V142H233ZM147 141H143V142L146 143ZM161 141L158 140V142H161ZM143 142L141 141V145H139V146L143 147V145H142ZM165 142H161V145H160L158 151L160 149H163L162 144H163V147H165V145H166V144H164ZM174 142L169 141V144L174 143ZM102 144H105V143H102ZM148 144L149 143L147 142V144L145 146L149 147L150 144H149V146H148ZM155 145H156V143H155ZM170 146L168 147V145H167L168 148H170ZM112 153L114 154V158H116V159L118 158V156H120L115 151H112ZM156 153H157V151H156ZM151 154H149V155H151ZM149 155H146L147 157H144V156L143 157L147 159L149 157ZM252 155H253V157L255 155L256 156H259V155L262 156V157L259 156L260 158L257 157V159L259 158L258 159L259 163L257 162L258 160L257 161L252 160L253 159V157H251ZM245 156L249 157V159H250V157L252 158L250 160H252L253 163L251 161H248V164L250 162V164H252L253 166H251L250 164L247 165V161L244 162L245 163V165H244V163H243V161H241V159H243V158L246 159ZM142 158L140 159V161L142 160V162H143L144 158L143 159ZM152 158H154V156L151 157V162L153 160ZM136 159H139V158H136ZM136 159H134L135 161H133V162H136L137 161ZM146 159H144V160H146ZM177 159H178V161H177ZM154 160H155V158H154ZM140 161H137V162L141 163ZM149 161H150V159H149ZM149 161H148V164H149ZM240 161L242 162V164L244 166H247V168H248V166L252 167V168L248 169V170L252 169V171H250L249 173L246 172L247 174H243L242 177H241V174L238 173V171L239 172L242 171L244 169V167L242 170L240 168H239L240 170L239 169L236 170V168H238L241 164ZM255 161L259 165L258 164L254 165ZM155 162H157V160L153 162L152 166L155 165L154 164ZM263 162H264V160H263ZM144 163H141L140 165H142ZM146 164H147V162H146ZM156 164L159 165V163H156ZM162 165H164V164H162ZM175 165H173L174 167L173 166H171V167H173L175 169ZM149 166H150V164H149ZM258 166H260V167H258ZM146 167L151 169L148 166H146ZM173 168H172V170H173ZM263 169L262 170L258 169L261 171V172L259 171V173L256 174V175H258V177L255 176V173H254V177L258 178V179H256L255 182L253 181L254 183H251V181L254 179V177H252V179L251 178L248 179L247 176L245 177V179L243 178L245 180L244 182L246 183V185L248 183L253 184V186L250 184V186H252L251 189L253 188L252 189L253 192L248 188L252 192L251 194H253L255 192L259 193V190L255 191L254 189L257 190L260 188V191L264 190V188H263L264 187V176H263L264 171H263ZM140 170H142V169H140ZM176 170L179 171V169H176ZM181 170H180V172H181ZM230 172H233L234 176ZM234 172H235V174H234ZM188 175L191 176V181L189 180L190 177H189V179L187 178ZM251 176H249V177H251ZM228 178H229V180H228ZM227 180H228V184H227ZM248 180H250V182ZM239 181H238V185L243 183L241 180V183L239 184ZM150 182H152V180ZM196 182L202 184V185H200L202 187V189L200 187L201 192H199V188H198V185L196 184ZM245 183H243L244 184L243 187H245ZM232 184H230V185H232ZM235 184H236V182L231 186V191H233L232 187L235 186V188H236V186H238L237 184L236 185ZM243 184L240 185L241 187L240 186H238V187L240 189L243 188L242 187ZM249 184H248V187H250ZM186 185L187 184H185V186ZM203 185H204V187L207 185L205 188H207V187L210 188V189L207 188L209 191H207V189H205L203 187ZM215 186L216 187L218 186L220 188L215 189ZM227 188H229V190H230V187H227ZM235 188H234L233 192H235V190L237 189V188L236 189ZM239 188L237 190H239ZM211 189H212V191L210 192ZM220 189H221V192L219 194L218 192ZM244 189L246 190L247 193H249L246 188H244ZM202 190L207 191V192L206 191L204 192V194L206 193L205 195H207L209 197L207 200L204 198V196H202L203 195ZM229 190H227V192ZM245 190H243V192H242L243 194H244ZM213 191H214L213 196L217 195L216 199L214 197L215 201L211 198L213 196H211V194H209V193H213ZM241 191H242V189H241ZM241 191L239 190V192H241ZM192 192L194 193V196H192ZM215 192H217L218 194ZM246 192H245V195H243L241 197L242 199H243V197L248 195V194L246 195ZM201 193H202V195H201ZM242 193H239V194L236 193L237 194L236 196L238 197V195H241ZM258 193L256 195H258ZM261 193L264 194V192H261ZM200 195L205 200H202V198L200 199ZM259 196H258V198H259ZM261 196H263V195H261ZM263 197H261L259 200H262ZM210 199H212V201ZM197 200H199V201H197ZM263 200H264V198H263ZM202 201H205L206 203L203 202L204 204H202ZM212 203L215 204V206ZM211 205H213V208H216V210H214V213H213V208ZM259 206L260 205H258V208H259ZM207 208H209V209H207ZM239 208H241V207H239ZM262 208L264 209V207L261 206V209ZM209 212H210V214H209ZM198 216L196 217L197 219H198ZM206 216L202 217V218L199 217L200 220L198 219L197 221L199 222L203 219L202 221L205 222L204 226L209 227L210 221H209V225H207L208 220H204V219H206ZM211 217H209V218L207 217V219H211ZM197 221L195 220V222H197ZM206 222H207V224H206ZM222 225H223V223H222ZM214 245L216 246L217 242L214 243ZM214 245H213V247L215 248ZM2 246H3V242H2V239L0 237V254L2 252ZM221 246H222V244H221ZM221 246H219V247L216 246L217 251H220V249L223 250L222 248H220ZM210 247H211V249H214L212 247V244ZM223 247L225 248V246H223ZM1 257H3V256H1Z\"/></svg>","mask_w":264,"mask_h":264}]
</instances>
